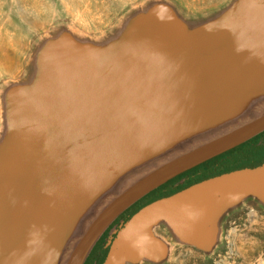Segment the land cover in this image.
Listing matches in <instances>:
<instances>
[{
    "label": "water",
    "instance_id": "95a60500",
    "mask_svg": "<svg viewBox=\"0 0 264 264\" xmlns=\"http://www.w3.org/2000/svg\"><path fill=\"white\" fill-rule=\"evenodd\" d=\"M263 95L264 0H236L194 30L159 5L107 48L70 36L49 42L33 83L7 95L0 264H58L85 211L124 175L224 131ZM263 132L264 113L141 176L98 213L66 264H84L104 232L153 191ZM248 198L264 205V162L144 205L115 232L102 264L166 260L168 244L155 232L161 223L210 252L221 217Z\"/></svg>",
    "mask_w": 264,
    "mask_h": 264
},
{
    "label": "rangeland",
    "instance_id": "374dc122",
    "mask_svg": "<svg viewBox=\"0 0 264 264\" xmlns=\"http://www.w3.org/2000/svg\"><path fill=\"white\" fill-rule=\"evenodd\" d=\"M236 0H0V143L7 124V95L14 88L32 84L38 75L40 52L51 41L70 36L83 45L107 48L120 41L131 23L159 5L174 9L190 30L226 13ZM264 95L245 102L240 119L204 139L152 161L124 175L88 208L64 243L58 264H66L75 244L100 211L117 195L154 168L193 149L218 134L264 113ZM258 101H262L258 103ZM130 176V177H129ZM184 180L176 184H182ZM147 196L135 207L146 203ZM96 204V205H95ZM129 213V212H128ZM118 218L100 237L84 264H101L119 226ZM217 244L201 252L181 242L166 223L155 228L169 247L158 264H264V205L254 198L228 210L220 219ZM139 264H156L143 261Z\"/></svg>",
    "mask_w": 264,
    "mask_h": 264
},
{
    "label": "trees",
    "instance_id": "16d2710c",
    "mask_svg": "<svg viewBox=\"0 0 264 264\" xmlns=\"http://www.w3.org/2000/svg\"><path fill=\"white\" fill-rule=\"evenodd\" d=\"M263 162H264V132L258 135L257 137L253 138L252 140L248 141L247 143L241 145L240 147L232 151H229L173 179L172 181L168 182L167 184L163 185L162 187L158 188L157 190L149 194L148 197L151 196V198L146 203L141 204L138 207H135V210L131 212L130 211L131 208L138 205L141 201L140 200L138 203H136L134 206L128 209L125 213H123L119 218L120 219L122 218L123 221H127L141 207L158 198L171 195L179 190H182L204 179L225 172H229L235 169H240L244 167H254L262 164ZM182 180H184V182L176 187L175 185L181 182ZM107 252L105 253L104 259L107 255Z\"/></svg>",
    "mask_w": 264,
    "mask_h": 264
},
{
    "label": "bare ground",
    "instance_id": "6f19581e",
    "mask_svg": "<svg viewBox=\"0 0 264 264\" xmlns=\"http://www.w3.org/2000/svg\"><path fill=\"white\" fill-rule=\"evenodd\" d=\"M130 177V176H129Z\"/></svg>",
    "mask_w": 264,
    "mask_h": 264
},
{
    "label": "flooded vegetation",
    "instance_id": "af4514ba",
    "mask_svg": "<svg viewBox=\"0 0 264 264\" xmlns=\"http://www.w3.org/2000/svg\"><path fill=\"white\" fill-rule=\"evenodd\" d=\"M120 227V226H119Z\"/></svg>",
    "mask_w": 264,
    "mask_h": 264
}]
</instances>
